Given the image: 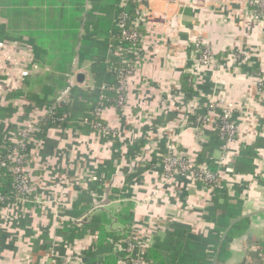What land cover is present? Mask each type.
I'll return each mask as SVG.
<instances>
[{"label": "crops", "instance_id": "obj_1", "mask_svg": "<svg viewBox=\"0 0 264 264\" xmlns=\"http://www.w3.org/2000/svg\"><path fill=\"white\" fill-rule=\"evenodd\" d=\"M119 9L120 0H0V32L7 35L0 49L17 51L14 42L25 41L31 58L29 78L13 73L7 86L0 76V145L14 141L21 126L44 112L28 95L42 94L51 78L68 81L75 74V86L96 87L92 67L97 57L109 60L124 51L110 37ZM141 9L144 41L135 51L126 105L103 114L121 148L74 125L32 138L34 192L44 203L1 212L0 264L88 263L84 250L93 247L97 232L87 230L69 246L59 226L72 223L82 229L100 209L120 211L126 203L133 204L131 234L138 249L173 224L207 236L215 227L205 217L212 189L190 175L164 180L161 142L166 137L196 157L214 131L210 123L193 124L189 117L220 100L234 109L239 131L235 141L214 151L213 160L220 187L242 201V216L233 222L248 223L217 264H264V21L253 18L248 0H141ZM198 39L214 52L216 66L194 64ZM235 52H251L259 74L243 71L231 57ZM78 73H84L83 83ZM189 73L196 94L186 102L181 85ZM142 141L140 153L136 146ZM76 203L78 215L73 216ZM110 227L125 228L116 219Z\"/></svg>", "mask_w": 264, "mask_h": 264}, {"label": "trees", "instance_id": "obj_2", "mask_svg": "<svg viewBox=\"0 0 264 264\" xmlns=\"http://www.w3.org/2000/svg\"><path fill=\"white\" fill-rule=\"evenodd\" d=\"M123 11L124 9L120 7L117 18L123 14ZM128 12L131 17L135 16V4H130ZM6 37V34L0 32V42L7 41L5 40ZM110 37L115 38L116 44H119L122 40L120 31L116 27H114ZM127 44L128 42L124 43V45ZM105 50H107V46ZM107 60L108 58L100 55L97 57V62L92 67L96 79V87L94 89H85L78 86L73 87L68 101L61 106L56 103L59 93L55 95V92L57 90H63L68 86L67 81L64 80L62 76L53 78V80L51 78V82L44 86L42 94L34 93L28 95V99L34 107H40L43 110L50 111V113L42 120H39L38 123L34 124L35 120L31 122L40 129L39 133L33 135L34 138H45L51 128L58 129L74 125L80 130L86 131L88 129L90 132L97 133L102 138L113 140V148H121L120 139L117 135H113L112 133L106 135L98 133L93 126L95 123H100L105 126L109 124L107 120L103 118L102 114L97 113L99 107L107 109L112 106L117 108L118 111L121 110L118 106V97L120 95L118 87L120 85V72L124 66L118 57L111 56L110 59ZM253 60L254 57L251 56L245 61H242L239 65L245 72L259 74V66L257 63H253ZM134 62L135 60H133V63ZM112 68H114V71H111ZM192 82V75L190 73L183 77L181 87L185 92L186 102L193 100L196 94ZM103 84L108 87L109 91L107 90L103 93L101 90ZM103 95L105 97H102ZM210 109V105L203 109H199L195 114L189 117V121L193 124L202 125L197 119L200 115H207ZM79 112L81 113L79 114ZM217 113L221 115V111ZM39 118V116L36 117V121H38ZM232 120L236 121L234 114ZM210 124L214 134L209 140L202 143V150L194 157V163L197 166L204 164L213 172L219 173L216 170L213 153L217 148H224L226 138L223 137L220 131L222 121L219 116ZM164 140L165 144L163 143ZM168 141L169 140L165 137L161 142L162 148L164 146L166 147V149L161 151V163L163 156L167 152ZM138 146H136V149L138 148L141 153V150L145 146V141L139 143ZM16 147L19 146L15 143L2 141L0 145V158H4L10 162L8 156ZM179 151L184 152L180 148ZM22 152L25 154L27 162H30L29 160L32 153L31 144H28ZM32 176V185L33 189H35L33 172ZM15 180L16 175L9 167H0V195L3 196V199H0V212H2L5 207L14 205L16 201L17 192L15 189ZM198 183L202 182L198 181ZM208 187L212 188L213 197L211 205L207 210V216L205 217L211 219L215 227L205 236L180 224L169 226L163 236L154 235L152 244L141 253L142 258L145 260V264H217L222 261L228 244L239 234V231H242V228H244V225H247L248 222L244 219L240 224L237 223V221L235 223L233 222L242 216V201L238 200V202H235V199H231L225 187L216 186L213 188L210 184ZM220 199H223L222 203H219ZM82 200L83 199H80V201ZM76 205L77 207L73 209L75 211H72L73 216L78 215L76 214L78 213L76 212L78 210V204L76 203ZM132 208V203H126L122 205L120 211L100 209L91 216L90 221H87L86 224L82 226V229L72 228L76 227V225L68 223L65 226H59L58 233L63 236L64 242L71 246L74 242V238L84 235L87 230L94 233L97 232V241L94 243L93 247L84 250V254L89 259V262L85 264H119V255L123 257L126 264H134L132 258L129 257L130 252L126 250L129 241L133 239L131 234L134 218ZM114 219L125 228L119 230L110 227L111 224L113 225ZM223 232H225L224 238L222 236ZM243 233L244 231L242 234ZM117 244L121 245L123 250L116 249L115 246ZM133 253L140 255L136 247H134Z\"/></svg>", "mask_w": 264, "mask_h": 264}, {"label": "built area", "instance_id": "obj_3", "mask_svg": "<svg viewBox=\"0 0 264 264\" xmlns=\"http://www.w3.org/2000/svg\"><path fill=\"white\" fill-rule=\"evenodd\" d=\"M253 18L257 21L264 20V0H248ZM135 4V16L131 17L129 15L130 4ZM120 7L124 9L123 14L119 16L115 22V27L120 31L121 34V42L118 44L120 47H123L124 51L120 54L119 60L124 66L121 70L120 81L118 92L120 93L118 97V106L122 109L127 102V92L129 86V79L135 73V64L133 60H135V51L137 52L141 46L143 45L144 35L141 30V24L143 19V10L141 9V0H120ZM128 42L127 45L124 43ZM4 42H0V47H4ZM195 50L191 55V59L197 66H216L218 61L212 50L207 46V44L203 41V39H198L194 43ZM252 53L249 52H235L231 54L232 59L235 63L240 64L242 61H245L247 58L251 57ZM117 57V56H116ZM136 61V60H135ZM114 71V68L111 69ZM259 82L262 80L259 79ZM73 84H68L65 87L64 91L59 93L56 103L58 105H62L65 103V99L68 98L71 94ZM103 93L107 90L108 87L103 84L101 87ZM61 94V95H60ZM102 97H105L104 95ZM63 100V103H62ZM65 101V102H64ZM211 109L207 115H200L198 117V122L205 125L207 123H211L215 118L219 116L222 121V125L220 126V131L223 137L226 138L225 147H227L231 142L235 141L238 136V125L236 121L232 120L234 109L230 105H226L224 100H220L219 102H214L210 104ZM106 108L99 107L97 109L98 114H104ZM218 111H221V115H218ZM50 111L44 110L42 114L39 115L38 121L36 118L33 120L34 124L38 123L39 120H42L46 117ZM38 117V116H37ZM30 123L26 126H21L18 130L17 137L14 141H10L11 143L17 144L19 147L13 149L12 153L8 156L10 162L6 159L0 158V167H9L16 175L15 180V189L17 192L16 201L14 205L9 207L17 206L19 204H24L27 202H35L34 201V189L32 185V169L30 166V162H27L25 159V154L22 150L31 143V140L34 134L40 132V129ZM94 128L98 133H102L104 135L112 133L116 135L115 129L111 126L103 125L100 123L93 124ZM8 142V141H5ZM162 175L164 180H168L173 178L176 175H190L193 179L198 182H202L205 185H212V187L221 186V177L219 173L213 172L206 165L197 166L194 163V157L190 156L186 152L179 151V146L175 144V142L169 140L167 143V152L163 156L162 163ZM211 188V187H209ZM212 189V188H211ZM0 199H3V196L0 195ZM38 204L44 203L43 200H38ZM1 218V212H0ZM133 240V239H132ZM130 240L128 243V247L126 250L130 252L129 257L132 258L134 264H145V260L142 258L141 253L145 251V249H138L139 254H134V241ZM119 245V244H118ZM121 246V245H120ZM119 246V250H123ZM119 259L121 264H126V261L122 256Z\"/></svg>", "mask_w": 264, "mask_h": 264}, {"label": "rangeland", "instance_id": "obj_4", "mask_svg": "<svg viewBox=\"0 0 264 264\" xmlns=\"http://www.w3.org/2000/svg\"><path fill=\"white\" fill-rule=\"evenodd\" d=\"M14 43H17L20 46L17 51H10V50L8 51L6 49L5 50L0 49V56H1L0 57V63H2L0 66V76H2L3 83L7 86H10V84H11L10 79H11V75L13 73H17L18 79H21V80L22 79L25 80L26 78H29V76L31 74L30 68H29L31 58L27 57V53L24 50L26 48V45H27V44H25L26 42L25 41H16ZM10 47H12V46H10ZM12 49H14V48H12ZM19 52H21V53H19ZM17 54L19 57L17 56ZM213 54H214V52H213ZM67 83L73 84L75 87V85L77 84L76 75L75 74H72L70 76L68 75ZM64 89L61 91L63 92ZM62 92H61V94H62ZM65 101H68V98H66ZM20 103L23 104L22 102H20ZM62 103H63V100H62ZM21 104H19V105H21ZM31 169H32V167H31ZM38 200H41V197L37 196L34 192L35 203H37ZM119 246L120 245H118L117 248H119Z\"/></svg>", "mask_w": 264, "mask_h": 264}, {"label": "water", "instance_id": "obj_5", "mask_svg": "<svg viewBox=\"0 0 264 264\" xmlns=\"http://www.w3.org/2000/svg\"><path fill=\"white\" fill-rule=\"evenodd\" d=\"M77 80L80 83H83L85 81V75H84V73H78ZM106 203H108V199H106L102 204H106Z\"/></svg>", "mask_w": 264, "mask_h": 264}]
</instances>
